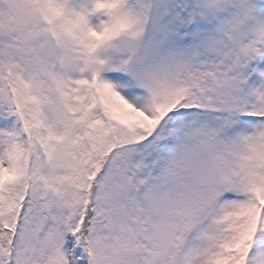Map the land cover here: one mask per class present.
<instances>
[{
    "label": "snow or ice",
    "instance_id": "snow-or-ice-1",
    "mask_svg": "<svg viewBox=\"0 0 264 264\" xmlns=\"http://www.w3.org/2000/svg\"><path fill=\"white\" fill-rule=\"evenodd\" d=\"M91 3L0 0V264H264V0Z\"/></svg>",
    "mask_w": 264,
    "mask_h": 264
},
{
    "label": "clouds",
    "instance_id": "clouds-1",
    "mask_svg": "<svg viewBox=\"0 0 264 264\" xmlns=\"http://www.w3.org/2000/svg\"><path fill=\"white\" fill-rule=\"evenodd\" d=\"M64 7H65L64 13L60 17H58L55 21L57 28L60 30H67L68 28H70L74 20V13L78 12L77 10L72 8V0H64ZM89 26H91L90 23Z\"/></svg>",
    "mask_w": 264,
    "mask_h": 264
},
{
    "label": "rangeland",
    "instance_id": "rangeland-1",
    "mask_svg": "<svg viewBox=\"0 0 264 264\" xmlns=\"http://www.w3.org/2000/svg\"><path fill=\"white\" fill-rule=\"evenodd\" d=\"M85 7H87V8L92 7L91 0H82V3L80 4L77 11H79ZM88 19H89V21L92 22V26L95 27V26H98L102 20L106 19V16L102 11H97V12H92L89 15Z\"/></svg>",
    "mask_w": 264,
    "mask_h": 264
}]
</instances>
